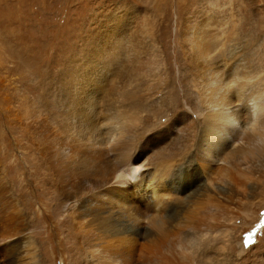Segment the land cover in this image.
<instances>
[{"label":"rangeland","instance_id":"rangeland-1","mask_svg":"<svg viewBox=\"0 0 264 264\" xmlns=\"http://www.w3.org/2000/svg\"><path fill=\"white\" fill-rule=\"evenodd\" d=\"M209 14L218 23L216 45L210 59L196 62L193 47L185 38V24L193 29ZM134 43L140 45L136 52L141 62L139 68L132 69L128 63L134 55ZM116 55L118 61L113 63L111 58ZM108 63L111 70L106 68ZM217 70L234 78V85L245 83L247 72L264 78V0H0V225L9 221L15 225L24 207L27 226L32 228V236L26 240L34 238L43 246L39 253L42 264H79L78 252L74 255L69 251L68 228L59 223L64 217L61 204L47 197L39 199L40 156L35 133H42L46 140L63 135L65 142H70L66 131L72 120V100L83 96L85 88H93V77L105 73L112 74L113 81L103 92L95 93L101 109L113 113L122 103L137 118L138 134L148 132L154 141L173 129L169 127L170 114L185 96L193 110L201 108V82L203 78L214 80L211 77ZM48 73L59 100L56 114L49 115L50 120L42 116L40 123H35V115L28 114L26 107L36 103L37 86ZM195 111H191L193 115ZM51 129L58 132L51 133ZM244 130H250L246 122ZM191 131L173 135L170 147V141L158 143L149 152L151 160L171 155L170 150L174 155L167 159H182L195 141V129ZM263 157L262 165H254L249 178L232 189L234 194L214 201V206L226 210L215 206L222 213L215 210L217 215H206L212 222V233H218V240L207 248V264H213L208 260L211 255L215 264H264ZM40 171L42 177L50 178L46 168ZM228 222L236 228L232 242L226 244L224 233L219 231H224ZM243 241L245 247L240 250ZM19 252V264H34L33 246L21 247ZM198 259L196 264H204Z\"/></svg>","mask_w":264,"mask_h":264},{"label":"bare ground","instance_id":"bare-ground-1","mask_svg":"<svg viewBox=\"0 0 264 264\" xmlns=\"http://www.w3.org/2000/svg\"><path fill=\"white\" fill-rule=\"evenodd\" d=\"M185 25V38L193 47L195 61L210 59L209 54L216 45L214 30L218 26L214 16L207 15L196 22L193 29L188 28V22ZM134 44V55L128 63H132V69L139 68L141 62L136 52L140 45ZM117 56H112L113 63ZM110 63L106 68L111 70ZM148 64L145 63V69ZM110 70L106 71L113 72ZM218 72L211 77L214 80L203 78L201 82V108L197 112L193 110L189 97L185 96L170 114L169 127L173 129L154 141L148 132V135L138 134L137 118L125 110L122 103L113 113L101 109L95 93L103 92L113 81L112 74L105 73L93 77V88H85L83 96L72 100V108L68 110L72 120L66 131V136L72 139L70 142H65L63 135L49 141L42 133H35L40 156L37 158L39 199L47 197L61 204L64 217L59 223L68 228L69 251L74 255L78 252L79 264H196V257L207 264L204 260L207 248H212L211 243L218 240V233H212V222L206 215L225 209L217 204L219 210L216 209L214 201L228 199L234 192L232 189L249 178L254 165H262L264 156V78L250 76L247 72L245 83L234 85V78ZM37 87V101L28 104L26 112L35 115L32 122L40 123V117L49 119V115L56 114L59 100L51 73L46 74ZM244 122L250 125L247 132ZM192 129H195V141L182 159H167L174 155L170 150L171 155H159L151 160L150 151L160 145L158 143L170 141L173 135L188 134ZM52 132L58 130L51 129ZM173 141L168 142V146ZM40 168H46L49 179L42 177L44 173ZM48 182L50 186L46 187ZM24 211L22 207L15 225L12 221L0 225V252H4L0 264H19V250L24 246H33L34 264H42L39 253L43 246L34 238L26 240L32 228L27 226ZM235 228L228 222L224 231H219L224 233V243L232 242ZM239 247L244 249V241ZM213 257L208 260L215 264Z\"/></svg>","mask_w":264,"mask_h":264}]
</instances>
